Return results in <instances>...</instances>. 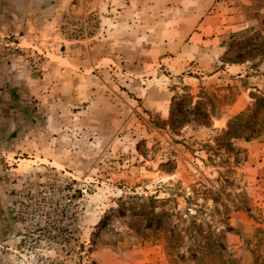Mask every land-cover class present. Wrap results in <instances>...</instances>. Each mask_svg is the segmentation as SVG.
I'll use <instances>...</instances> for the list:
<instances>
[{
    "label": "rangeland",
    "instance_id": "1",
    "mask_svg": "<svg viewBox=\"0 0 264 264\" xmlns=\"http://www.w3.org/2000/svg\"><path fill=\"white\" fill-rule=\"evenodd\" d=\"M0 11V264H264V0Z\"/></svg>",
    "mask_w": 264,
    "mask_h": 264
},
{
    "label": "built area",
    "instance_id": "2",
    "mask_svg": "<svg viewBox=\"0 0 264 264\" xmlns=\"http://www.w3.org/2000/svg\"><path fill=\"white\" fill-rule=\"evenodd\" d=\"M36 198L34 196H27L26 201L24 203H20L16 205L15 208V215H16V221L19 223L18 226L20 228H29L31 231H19V234L17 237L20 238V240L23 242L22 247H20L22 250L24 249L27 251L28 249L34 248V245L37 241H39L37 238L40 237L39 232L35 231L36 226L34 225L35 221L37 220V214L38 211L36 210ZM37 222V221H36ZM25 233V234H24ZM50 235H53V231H49ZM25 257V256H24ZM28 259L31 261V264H43V261H38V259L34 258V255H31V257ZM27 260V257H26Z\"/></svg>",
    "mask_w": 264,
    "mask_h": 264
},
{
    "label": "crops",
    "instance_id": "3",
    "mask_svg": "<svg viewBox=\"0 0 264 264\" xmlns=\"http://www.w3.org/2000/svg\"><path fill=\"white\" fill-rule=\"evenodd\" d=\"M11 2V1H10ZM8 4H11V3H8ZM13 4L15 5V2H13ZM6 9V8H5ZM19 10V9H17V8H15V7H13V9H11L10 8V10H11V13L13 14V15H15L16 13H14V11H16V10ZM13 11V12H12ZM0 14H1V11H0ZM1 17V16H0ZM15 22V21H14ZM13 24V23H12ZM5 25H10V24H6V22H3V20H2V26L1 27H4ZM19 30H21V29H19ZM20 37V36H19ZM14 39V38H13ZM13 44L15 45V46H18L20 43H19V41H18V43H15V42H13ZM3 76V75H2ZM240 76H242V74H239V75H235V77H237V78H239ZM10 90H12V87H6L5 85H2V84H0V93L2 94L3 92H5V91H10ZM217 120H222L223 121V123H224V117L223 116H218V117H215ZM1 167V166H0ZM6 172L7 171H1V168H0V191L1 192H3V189H4V187H5V176H7L6 175ZM1 192H0V197L3 195V193L1 194ZM1 200V199H0ZM2 202V201H1ZM1 216H2V214H1V212H0V219H1ZM8 217V213H7V211H5V217ZM7 217H6V219H7ZM9 220V219H8ZM8 220H4V223H3V225H5V228H6V226H7V224H8ZM8 228H9V225H8ZM8 228H6V231L4 232V235L2 236V238L0 239V243L2 242V241H4L9 235H10V231H9V229Z\"/></svg>",
    "mask_w": 264,
    "mask_h": 264
},
{
    "label": "bare ground",
    "instance_id": "4",
    "mask_svg": "<svg viewBox=\"0 0 264 264\" xmlns=\"http://www.w3.org/2000/svg\"><path fill=\"white\" fill-rule=\"evenodd\" d=\"M218 121V120H217Z\"/></svg>",
    "mask_w": 264,
    "mask_h": 264
}]
</instances>
